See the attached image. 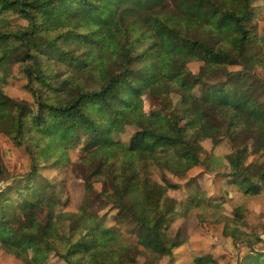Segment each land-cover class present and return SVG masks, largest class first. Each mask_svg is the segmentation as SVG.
Returning a JSON list of instances; mask_svg holds the SVG:
<instances>
[{"label":"trees","instance_id":"obj_1","mask_svg":"<svg viewBox=\"0 0 264 264\" xmlns=\"http://www.w3.org/2000/svg\"><path fill=\"white\" fill-rule=\"evenodd\" d=\"M257 1L264 0H0V133L30 160L24 174L5 182L0 163L1 248L29 250L35 264L50 254L66 264H173L183 242L174 218L210 205L199 191L180 197L177 213L163 205L168 191L179 190L175 179L208 161L192 137L200 143L221 133L231 148L224 156L229 182L246 194L264 191V162L247 163L250 152L264 153V81L254 71L264 67V35L252 22ZM8 14L25 24L7 23ZM16 46L32 102L1 88L3 56ZM195 60L203 72L188 68ZM144 95L161 102L166 115L147 113ZM36 131L43 135L34 140ZM77 146L84 194L77 211H63L58 186L40 169L68 163ZM39 192L45 206L30 198ZM102 200L116 209V224L148 232L153 246L137 250L142 259L126 256L130 244L118 228L102 227L93 212ZM241 208L229 221L236 223ZM227 228L247 249L236 264H264L263 240Z\"/></svg>","mask_w":264,"mask_h":264},{"label":"rangeland","instance_id":"obj_2","mask_svg":"<svg viewBox=\"0 0 264 264\" xmlns=\"http://www.w3.org/2000/svg\"><path fill=\"white\" fill-rule=\"evenodd\" d=\"M255 4L252 22L256 24L258 35L262 36L264 35V1H257ZM6 18L7 23L13 25L25 24L24 20L12 14L6 15ZM262 54L264 63V53ZM22 57L23 51L19 46L14 47L3 56L8 74L1 88L11 98L25 99L32 102V96L25 88L26 81L19 72L18 63ZM187 66L192 73H200L205 70L204 64L198 60L188 62ZM230 69H238V67H230ZM254 71L264 81V67L257 66ZM177 99V97H174L175 102ZM143 108L147 113L160 112L166 115L161 102L150 95L143 96ZM42 135L43 132L36 131L33 139H40ZM191 144L200 157L208 159V161L192 167L185 179H175V182L180 185L179 190L168 191L163 197V205L167 208L171 207V210L177 213L180 197L193 196L195 188L201 187L205 189V195L215 200L214 203H218L220 207L208 208L201 206L191 209L185 217L176 216L174 218L175 226L178 225L181 228L182 240L186 241V247L183 251L186 256L181 253V258V254H177L179 256L177 259L181 258L177 264H208L211 261H216L217 264H236L237 259L246 253L247 249L244 244L235 243L234 237H232L234 234L232 236L228 234L231 231L228 230L227 225L236 227L239 231L246 233L250 239L257 236L264 241V191L262 190L256 195H250L239 188V183L236 180L233 183L228 182L226 184L229 180H226L224 175L228 172V164L224 156L230 152L231 148L227 139L221 133H216L200 143L192 137ZM79 153V146H77L75 149L70 150V161L68 163L59 168L44 166L40 169V174L45 179L58 186L57 191H60L62 201H64V204L60 207L63 211H77L84 194L81 179L83 168L76 162ZM257 161L264 162V153L262 151L250 152L247 163ZM0 163L5 169L4 177L6 178L2 179L3 182L7 181L8 178L24 174L30 166L29 156L24 148L15 146L3 133H0ZM200 173L203 175L200 176ZM154 178L158 179L157 171L154 172ZM194 180L195 182H193ZM95 189L99 192L101 184L96 183ZM30 198L41 206H45V202L48 200L43 192L34 193ZM238 206L242 207L239 212L241 214L239 219L236 223L229 221L235 217V209ZM93 212L97 217L102 218V227L119 229L118 234L120 237L130 244V247L126 248L125 251L128 258L142 259L137 250L142 249L143 245L146 244L153 246V241L144 228L133 223L129 225L116 224L112 219L116 209L107 202H103V200L97 202L93 206ZM29 226H31V223H29ZM98 235V233H95V237L100 243L102 240ZM255 247L263 248L261 244H256ZM0 264H35V261L29 250L11 254L0 246ZM45 264L66 263L55 254H50Z\"/></svg>","mask_w":264,"mask_h":264},{"label":"crops","instance_id":"obj_3","mask_svg":"<svg viewBox=\"0 0 264 264\" xmlns=\"http://www.w3.org/2000/svg\"><path fill=\"white\" fill-rule=\"evenodd\" d=\"M201 174V173H200ZM203 174H201L200 176H202ZM205 175V174H204ZM206 176V175H205ZM224 177H225V179L227 180V177L224 175ZM196 180V179H195ZM195 180L193 181V182H195ZM229 181H227L226 182V184L228 183ZM224 185V184H223ZM224 186H226V185H224ZM204 190L205 189H203V188H201V187H196L195 188V194L193 195V196H189L188 195V197H194L195 195H196V193L199 191V192H203L204 193V197L208 200V202L210 203V205L208 206V208H212V207H214V206H218V207H220L219 205H218V203H214L215 202V200H212L209 196H206L205 195V192H204ZM193 214H195V213H193ZM180 225V224H179ZM181 226V225H180ZM181 233H182V231H181ZM185 243H186V241H183L178 247H176L175 249H174V262H173V264H177L178 262H179V260L182 258V254L184 255V256H186V254H185V252H183L184 250H185V247H186V245H185ZM182 253V254H181ZM177 254H181V258H179V259H177V257H179Z\"/></svg>","mask_w":264,"mask_h":264}]
</instances>
